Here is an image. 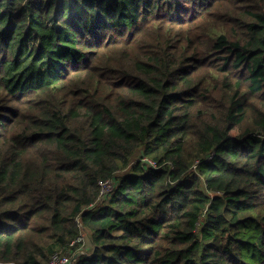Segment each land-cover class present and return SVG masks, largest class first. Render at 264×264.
I'll return each mask as SVG.
<instances>
[{
  "label": "trees",
  "instance_id": "1",
  "mask_svg": "<svg viewBox=\"0 0 264 264\" xmlns=\"http://www.w3.org/2000/svg\"><path fill=\"white\" fill-rule=\"evenodd\" d=\"M81 252L264 264V0H0V264Z\"/></svg>",
  "mask_w": 264,
  "mask_h": 264
},
{
  "label": "built area",
  "instance_id": "2",
  "mask_svg": "<svg viewBox=\"0 0 264 264\" xmlns=\"http://www.w3.org/2000/svg\"><path fill=\"white\" fill-rule=\"evenodd\" d=\"M145 162H147L151 167L157 166L156 162L154 161L146 160ZM99 184L102 188L101 198H104L106 195L112 192L114 188L113 181H101ZM81 241L82 239L78 240V242H81ZM74 244L75 243H73V245ZM49 264H75V258H71L67 255L55 254L52 256L51 260L49 261Z\"/></svg>",
  "mask_w": 264,
  "mask_h": 264
},
{
  "label": "rangeland",
  "instance_id": "3",
  "mask_svg": "<svg viewBox=\"0 0 264 264\" xmlns=\"http://www.w3.org/2000/svg\"><path fill=\"white\" fill-rule=\"evenodd\" d=\"M85 241H86V244L84 245V247H85L84 249H86L87 251H89L88 252L89 253V257H91L92 256V251H90L91 248H92L91 242H90V240H88V238H85ZM83 253H85V252H83Z\"/></svg>",
  "mask_w": 264,
  "mask_h": 264
},
{
  "label": "water",
  "instance_id": "4",
  "mask_svg": "<svg viewBox=\"0 0 264 264\" xmlns=\"http://www.w3.org/2000/svg\"><path fill=\"white\" fill-rule=\"evenodd\" d=\"M84 253L83 252H81V253H78L77 255H75V259H77L78 257H80L81 255H83Z\"/></svg>",
  "mask_w": 264,
  "mask_h": 264
}]
</instances>
